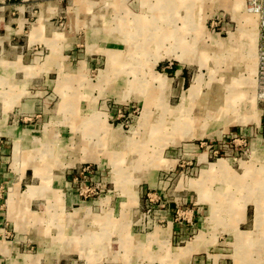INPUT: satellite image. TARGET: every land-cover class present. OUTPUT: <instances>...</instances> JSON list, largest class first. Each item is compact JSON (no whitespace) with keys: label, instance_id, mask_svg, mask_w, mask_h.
I'll list each match as a JSON object with an SVG mask.
<instances>
[{"label":"rangeland","instance_id":"obj_1","mask_svg":"<svg viewBox=\"0 0 264 264\" xmlns=\"http://www.w3.org/2000/svg\"><path fill=\"white\" fill-rule=\"evenodd\" d=\"M108 1L93 28L105 57L93 70L58 72L59 85L45 89L44 132L23 153L44 181L72 174L78 199L60 214L59 197L35 202L41 214L29 206L25 252L58 264H264L256 15L246 0L157 11L142 0ZM154 24L175 36L159 45ZM185 184L188 204L168 213Z\"/></svg>","mask_w":264,"mask_h":264},{"label":"crops","instance_id":"obj_2","mask_svg":"<svg viewBox=\"0 0 264 264\" xmlns=\"http://www.w3.org/2000/svg\"><path fill=\"white\" fill-rule=\"evenodd\" d=\"M123 1L111 0L120 7ZM108 2L0 0V264L61 262V258L53 254L25 252L31 237L28 238L23 222L27 220L25 214L29 206L28 214L42 213L32 210V205L39 200L59 197L58 213L76 204L78 195L72 190L74 177L61 174L57 179L49 176L53 180L48 177L44 181L38 172L33 173L32 167L36 165L23 153L30 152L31 142L38 141V136L44 132V118L49 113L45 89L59 85L58 72L93 70L99 65L97 61L105 57L107 52L99 43L95 44L104 36L93 28L96 21L103 22L105 18V13L99 18L96 9L106 7ZM76 78L79 82L76 85L80 86L82 79ZM83 84L88 86L86 77ZM36 86L40 91L34 90ZM80 101L81 96L77 99L78 103ZM258 123L263 134L264 109ZM16 166L23 168L20 174L14 172ZM41 181H50L49 187L38 188ZM159 184L164 198V182L159 181ZM22 188L25 190L19 191ZM173 195L175 198L169 199L168 213L174 211L178 201L188 204V185H177ZM186 227L184 223V229Z\"/></svg>","mask_w":264,"mask_h":264},{"label":"built area","instance_id":"obj_3","mask_svg":"<svg viewBox=\"0 0 264 264\" xmlns=\"http://www.w3.org/2000/svg\"><path fill=\"white\" fill-rule=\"evenodd\" d=\"M246 4L258 20L256 90L258 99L264 103V0H246Z\"/></svg>","mask_w":264,"mask_h":264},{"label":"bare ground","instance_id":"obj_4","mask_svg":"<svg viewBox=\"0 0 264 264\" xmlns=\"http://www.w3.org/2000/svg\"><path fill=\"white\" fill-rule=\"evenodd\" d=\"M188 0H142V3H143V5L144 6H147V7H155V6H157L156 8H154L152 11H157L158 10V8H160L161 9V6H169V5H175L176 3H178V2H187ZM160 11V10H159ZM243 24V23H242ZM241 24V25H242ZM155 25V24H154ZM154 25H153V29H155V28H157L156 30L158 31V33H159V35H158V33L156 34V35H154V33H153V35H152V41H158L159 42V45H161V40L162 39H164V38H167V39H169V38H172V37H174L175 35H174V33L173 32H170V31H168L167 29H164V28H161V26L159 25V24H156L155 25V27H154ZM244 25V24H243ZM242 27V26H241ZM244 28V27H243ZM200 30V29H199ZM156 32V31H155ZM200 32V31H199ZM245 32V31H244ZM180 34H182V33H180ZM179 36H181V35H179ZM183 37V36H182ZM180 38V37H179ZM182 39V38H181ZM181 42H182V40H180ZM181 42H180V44H181ZM152 44H153V42H152ZM248 52H251V50H250V48L248 49ZM193 86L189 89L190 91H191V93H192V90H193ZM204 109V108H203ZM231 109V108H230ZM224 110V109H223ZM251 110V109H250ZM200 112V111H199ZM198 112V113H199ZM225 112V111H224ZM221 114V113H220ZM235 114V113H234ZM260 114H261V111H259V112H257L256 111V115H254L255 117L256 116H260ZM254 116H251L252 118H254ZM195 117H196V115H195ZM250 116H248V118H243V119H241L240 120V122L241 121H245L246 119H250L251 118ZM219 119V118H218ZM186 123V122H185ZM158 128V127H157ZM179 130V129H178ZM179 133V132H178ZM215 166V165H214ZM221 167H223L221 164H220V168ZM258 175L259 176H263L264 177V172H259L258 173ZM258 175H256V176H258ZM257 180V179H256ZM264 188V186H259L258 187V189H257V191H260V193H261V191H262V189ZM262 194V193H261ZM262 196L264 197V189H263V194H262ZM257 207H259V205L257 206ZM261 212V211H260Z\"/></svg>","mask_w":264,"mask_h":264}]
</instances>
